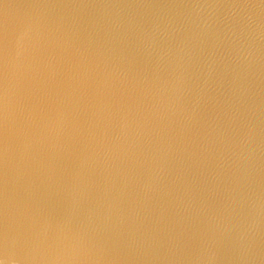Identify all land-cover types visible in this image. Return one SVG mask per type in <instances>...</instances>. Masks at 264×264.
Returning <instances> with one entry per match:
<instances>
[{"label":"water","instance_id":"95a60500","mask_svg":"<svg viewBox=\"0 0 264 264\" xmlns=\"http://www.w3.org/2000/svg\"><path fill=\"white\" fill-rule=\"evenodd\" d=\"M0 264H264V0H0Z\"/></svg>","mask_w":264,"mask_h":264}]
</instances>
